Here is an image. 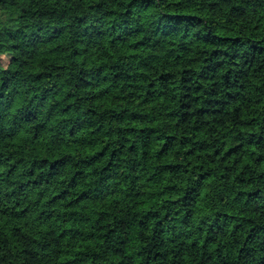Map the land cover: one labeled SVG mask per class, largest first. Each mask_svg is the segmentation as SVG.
<instances>
[{
  "label": "trees",
  "instance_id": "16d2710c",
  "mask_svg": "<svg viewBox=\"0 0 264 264\" xmlns=\"http://www.w3.org/2000/svg\"><path fill=\"white\" fill-rule=\"evenodd\" d=\"M0 264H264V0H0Z\"/></svg>",
  "mask_w": 264,
  "mask_h": 264
}]
</instances>
